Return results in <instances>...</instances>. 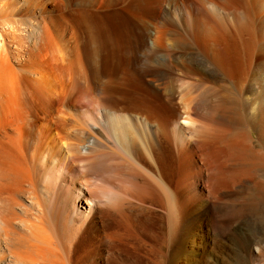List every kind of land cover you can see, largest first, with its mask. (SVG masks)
Returning a JSON list of instances; mask_svg holds the SVG:
<instances>
[{"label": "bare ground", "instance_id": "obj_1", "mask_svg": "<svg viewBox=\"0 0 264 264\" xmlns=\"http://www.w3.org/2000/svg\"><path fill=\"white\" fill-rule=\"evenodd\" d=\"M264 264V0H0V264Z\"/></svg>", "mask_w": 264, "mask_h": 264}, {"label": "rangeland", "instance_id": "obj_2", "mask_svg": "<svg viewBox=\"0 0 264 264\" xmlns=\"http://www.w3.org/2000/svg\"><path fill=\"white\" fill-rule=\"evenodd\" d=\"M92 262L93 263H95V264H101V261L100 260H98V259H95V262L92 260ZM109 262V264H111V262L110 261H108ZM104 264H107V262L106 263H104Z\"/></svg>", "mask_w": 264, "mask_h": 264}]
</instances>
